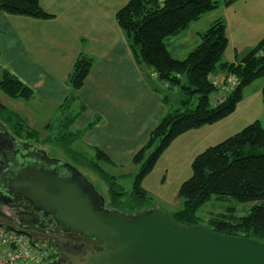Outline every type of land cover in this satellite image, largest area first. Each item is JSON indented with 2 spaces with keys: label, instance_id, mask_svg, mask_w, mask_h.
<instances>
[{
  "label": "trees",
  "instance_id": "1",
  "mask_svg": "<svg viewBox=\"0 0 264 264\" xmlns=\"http://www.w3.org/2000/svg\"><path fill=\"white\" fill-rule=\"evenodd\" d=\"M236 1L129 0L118 10V24L130 39L136 61L151 69L154 89L167 92L181 88L184 97L180 95L175 99L178 106L166 112L151 131L146 145L134 156L133 162L140 171L130 193L116 177L106 174L86 154L72 147V142L81 139L93 125L91 123L84 130L75 129V121L84 107L74 112V95L62 104L58 117L46 125L43 143L62 148L101 174L108 188L106 208L139 214L149 207L150 197L142 182L173 141L190 130L229 117L243 100L245 88L264 78V39L237 61L222 60L228 45L223 19L215 20L199 35L198 43L185 59L175 58L168 48V40L170 42L171 38L184 32L204 14ZM0 12L38 19L52 17L39 0H0ZM93 63V58L87 55L77 58L69 79L72 89L83 86ZM230 75L237 78L234 90L219 96L220 87L216 81L222 82ZM0 91L12 99L29 100L33 96L29 87L6 71L0 78ZM163 94L164 101L171 100L168 93ZM0 117L25 133L27 138L39 140L38 131L32 130L23 117L1 103ZM97 156L110 161L100 149H97ZM192 171V176L179 190L182 206L170 214L177 223L186 227L201 225L198 212L214 196L219 200L232 198L242 203L257 202L243 216L232 207L212 213L207 228L221 235L264 242V125L259 120L199 153L192 163ZM53 256L56 257L55 253Z\"/></svg>",
  "mask_w": 264,
  "mask_h": 264
},
{
  "label": "crops",
  "instance_id": "2",
  "mask_svg": "<svg viewBox=\"0 0 264 264\" xmlns=\"http://www.w3.org/2000/svg\"><path fill=\"white\" fill-rule=\"evenodd\" d=\"M39 2L51 18L0 12V78L4 71L9 72L33 92L29 101H23L2 97L0 91V103L35 130L54 121L62 104L74 95V112L84 107L75 129L84 130L93 123L82 141L102 150L116 165L132 162L151 131L168 110L178 106V101H164L166 92L154 89L151 69L136 61L130 39L116 17L126 2H116L109 9L102 8L97 0ZM218 19L226 24L228 45L223 57L227 62L237 61L264 39V0H237L204 14L182 32L185 36L194 32V43L188 51ZM178 46L183 47V41ZM82 54L93 58L94 63L83 86L74 90L69 79ZM255 87L262 92L264 102V79ZM191 132L182 134L170 146L182 142Z\"/></svg>",
  "mask_w": 264,
  "mask_h": 264
},
{
  "label": "water",
  "instance_id": "3",
  "mask_svg": "<svg viewBox=\"0 0 264 264\" xmlns=\"http://www.w3.org/2000/svg\"><path fill=\"white\" fill-rule=\"evenodd\" d=\"M48 158L58 171L35 163L11 188L52 215L57 231L72 234L54 237L60 241L55 264H264V242L182 226L157 209L139 214L108 209L106 197L76 166ZM0 226L29 234L2 216Z\"/></svg>",
  "mask_w": 264,
  "mask_h": 264
},
{
  "label": "rangeland",
  "instance_id": "4",
  "mask_svg": "<svg viewBox=\"0 0 264 264\" xmlns=\"http://www.w3.org/2000/svg\"><path fill=\"white\" fill-rule=\"evenodd\" d=\"M97 1L102 8L109 9L110 7H115L116 2H126L127 0ZM193 33L194 32H192L191 35L189 34V36L179 33L175 37L171 38L170 42L168 40V48L175 58L183 60L187 57L189 53L188 47L191 45L193 46L194 43ZM258 34L259 32L254 34L255 36L253 38L258 36ZM179 41H183V47L178 46ZM223 58L224 59L222 60L225 61V56ZM262 79L264 78H259L255 80L253 84L246 87L243 100L238 105L235 112L229 117L214 124L206 125L201 130H193V132L189 134V137L184 138L185 140L182 138V142L173 144V146H170V148L162 154L153 171L149 173L142 182V186L147 190L151 203L145 210L157 209L167 214H171L178 210L182 206V199L179 196L180 187L183 182L187 181L192 176V163L199 153L203 152L209 146H215L226 138L233 136L256 120H259L264 125V102L262 101L263 94L259 91L258 87H255V85L262 81ZM174 91H176L179 96L181 95L184 97L182 89L176 88V90L174 89L166 92L169 94L171 100H175L178 97V95L173 93ZM1 95H3L2 97H6L4 93ZM195 104H197V101H195ZM8 106L10 105L8 104ZM43 128H45V126ZM43 128L41 126V128L35 129L40 134V141L37 145L48 150L52 156L60 158L65 162H69L76 166L106 197L108 203V188L101 174L91 168L82 159L73 157L72 154L67 153L62 148L48 143H43L42 141L47 135ZM72 147L77 151L86 154L87 158L96 162L106 174L116 177V181L122 185L128 193L132 191L136 175L140 171L139 166L134 164L133 161L125 165H116L113 162L106 161L103 158L98 157L97 149L85 144L84 141H82V138L78 141H73ZM255 204H257V202L242 203L232 198L219 200L214 196L211 201L200 208L198 215L201 218V225L198 226L207 228V224L212 213L216 214L224 212L227 208L232 207L239 216H243L248 214ZM36 241L38 245H43L39 238H37ZM3 248L7 247L2 246L0 243V252ZM51 252L52 250H50V258L48 257L45 263L49 264L51 260L55 259V256H53Z\"/></svg>",
  "mask_w": 264,
  "mask_h": 264
},
{
  "label": "flooded vegetation",
  "instance_id": "5",
  "mask_svg": "<svg viewBox=\"0 0 264 264\" xmlns=\"http://www.w3.org/2000/svg\"><path fill=\"white\" fill-rule=\"evenodd\" d=\"M39 141L40 139L27 138L25 133L11 127L0 117V216L12 220L27 230L29 233L27 235L35 242L39 238L45 246L39 244L52 250V255L54 252L55 255L58 254L57 258L55 257L49 263L55 264L60 254V241L54 237L66 238L72 234L57 231V222L52 215L34 209L28 201L15 195L11 188L12 180L22 176L23 172L32 168L35 163L58 171L59 167L52 164L48 158L56 157L52 156L48 150L38 146ZM74 240L82 241L78 235L74 236ZM85 248L86 246H82V251Z\"/></svg>",
  "mask_w": 264,
  "mask_h": 264
},
{
  "label": "built area",
  "instance_id": "6",
  "mask_svg": "<svg viewBox=\"0 0 264 264\" xmlns=\"http://www.w3.org/2000/svg\"><path fill=\"white\" fill-rule=\"evenodd\" d=\"M216 83L220 87L219 96H223L234 90L237 78L230 75ZM0 243L8 247L7 253L0 256V264H44L50 256V249L41 247L27 234L6 226H0Z\"/></svg>",
  "mask_w": 264,
  "mask_h": 264
}]
</instances>
